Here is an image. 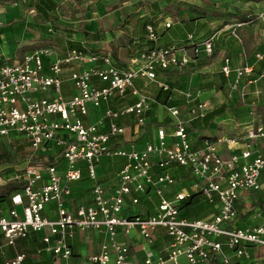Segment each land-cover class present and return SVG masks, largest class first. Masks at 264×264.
Segmentation results:
<instances>
[{
    "label": "built area",
    "instance_id": "2783aa9c",
    "mask_svg": "<svg viewBox=\"0 0 264 264\" xmlns=\"http://www.w3.org/2000/svg\"><path fill=\"white\" fill-rule=\"evenodd\" d=\"M166 27L170 28L171 23ZM146 30L150 45L140 52L138 59L143 64L138 67L120 68L111 55L93 53L84 44L70 47L64 55L49 48L39 49L14 63L0 64V140L11 144L17 136L25 135L31 148V155L10 179L24 182L25 187L12 197L14 208L0 217V231L6 246L15 247L31 234L47 231L43 238L45 246L40 252L51 253L55 264H71L73 249L69 239L76 232L96 230L103 232L107 239L100 252L89 257L91 263L135 264L129 260V246L118 241V232L123 230L129 235L137 228L150 243L154 232L163 229L172 243L167 258L147 259L144 264L169 261L179 264L181 257L190 264L213 259L220 264H240L232 259L251 260L252 248H264V220L244 228L233 225L238 218L237 204L242 194L262 188L264 154L257 153L252 143L264 139V123L248 128L242 136L225 139L230 144L239 140L247 142L245 150L228 159L221 157L218 143L209 139L201 149L194 150L189 128L180 122V111L176 108H168L171 116L178 119L175 129L169 132L168 128L159 127L157 139L143 149L111 146L112 139L126 134L119 123L122 118L134 116L139 126L147 123L151 100L136 86L137 80L155 81L158 69L183 68L193 62V57H211L214 52V34L201 42L189 36L191 57L179 56L176 47H158L160 36L153 24L146 25ZM47 57L52 59L46 65ZM263 57L264 53L256 55L259 61ZM224 60L221 72L229 77L233 72L231 60L230 57ZM68 69L75 94L66 98L63 77ZM253 74V66L248 64L237 69L234 87H241L245 75L254 76L251 80L254 82L264 79V72ZM161 88L170 89L164 84ZM128 91L139 98L136 103L115 109L108 106L95 123L86 124L85 117L91 108L101 109L116 97L125 99ZM204 107V103H199L191 108V117L204 116ZM43 148L54 152V164L37 162ZM116 157L125 160L118 173L117 187L110 190L97 184L91 203L79 205L74 211L67 209L71 183L82 180L84 169L89 179L96 181L103 158ZM176 166L189 168L195 177L192 193L201 194L209 204L218 207L213 220L185 217L180 207L192 193L165 197L164 191L176 184L168 169ZM150 189L160 197L156 212L147 217L125 216L127 196L135 193L132 206L138 205ZM52 203L56 204L58 218L50 220L44 211ZM225 248L232 252V257L225 253ZM25 258L20 253L4 264H23Z\"/></svg>",
    "mask_w": 264,
    "mask_h": 264
},
{
    "label": "crops",
    "instance_id": "0c3cea01",
    "mask_svg": "<svg viewBox=\"0 0 264 264\" xmlns=\"http://www.w3.org/2000/svg\"><path fill=\"white\" fill-rule=\"evenodd\" d=\"M141 1L135 3L131 9L129 8L130 2L127 4L126 0H56V7L48 9V14L58 19L56 25L48 23L49 31L61 35L67 33L74 37L72 43L65 47L64 52L53 50L64 55L72 45L84 44L93 53H103L104 51L103 54L111 55L115 64L120 68H127L130 65L138 67L143 64L138 56L147 47L148 33L145 25L149 22L153 23L159 33L160 39L157 46L160 48L176 47L179 56L187 54L193 57L192 46L186 42L189 36H193L198 42L210 38L213 34L216 36L215 48L211 57L205 55L193 57L192 63L179 69L176 67L167 70L158 69L155 81L145 78L136 81V86L151 100L150 109L146 114L147 123L144 126H139L136 124L134 116L122 118L119 123L126 129V134L112 139L111 146L115 149L118 147L127 150L143 149L147 143L157 139L159 127H166L169 132L175 129L178 119L171 116L168 108H176L180 111V122H184L189 128L194 150L201 149L204 145L203 142L209 139L218 143L220 155L224 159H228L232 154L241 153L245 150L247 142L239 140L238 143L230 144L225 139L231 140L242 136L248 128L264 123V79L254 82L251 81L254 76L245 75L241 87H234L237 69L248 64L253 66V75L257 76L264 72V57L261 61L256 59L258 53H264V1ZM121 2L123 3L121 4ZM43 4H45L43 0H0V64L9 60L14 63L31 51L45 49H37L31 45V47L25 46L24 51L19 49L21 51L19 53V42L17 44L14 37L16 23H24L30 16H35L34 18H37L38 21L39 16H37V10L35 11L34 7ZM32 20L35 19L32 18ZM170 22H172L171 27L167 28L166 24ZM25 23L27 26L32 21ZM35 25L33 23L34 28ZM238 25L242 26L238 27ZM234 33L241 39L240 45L233 43L231 35ZM228 57H230L233 72L229 77H225L221 69L224 59ZM50 59L52 58L47 57L46 65ZM69 74L70 69L65 72L63 77V96L67 98L75 94L74 87L68 79ZM163 84L168 85L170 89L163 90L161 88ZM165 93H168L169 96L166 102L162 103L158 98L160 94L164 95ZM138 100L137 96H133L131 91H128L125 99L116 97L109 103L103 104L101 109L91 108L89 115L85 117V122L86 124L95 123L102 116L104 108L108 106L115 109L134 104ZM199 103H204L205 115L192 118L189 110ZM222 107L227 110L226 113L217 116L206 125L204 120L207 115ZM18 139L17 136L14 141ZM23 140L28 144L31 152L29 142L27 139ZM0 141L5 143V148L0 149V155L3 152H10L13 158V152L6 148L8 143L4 140ZM252 145L257 153L264 154V139L254 140ZM28 156L29 154L22 159V162L17 161L15 164L12 162L14 167L9 173L4 171L5 167L0 168V191L9 183L12 174L18 170ZM39 159L43 163H48L50 160H56V156L52 150L43 148ZM124 161L121 157L103 158L98 166L96 181L89 179L87 170L84 169L82 180L71 183V188L74 191L68 198L67 209L74 211L79 205L91 203L93 201L92 191L97 184H102L110 190L116 188L120 182L118 173L125 164ZM168 170L175 178L176 184L164 191L166 198H174L175 195L183 192L192 193V186L196 179L189 168L176 166ZM263 186L264 175L262 188ZM252 193H243L238 201V218L233 222L234 226L250 227L264 220V214L260 209L255 208V210L250 206V202L248 204L245 202ZM146 194L140 198V203L134 206H132V198L136 197V194L132 193L127 196L128 207L125 216L147 217L156 212L160 197L152 189L148 190ZM13 196L5 197L0 203V217L14 208ZM253 209L255 210L254 215L252 214ZM189 210H191L193 218L200 216V218L210 221L216 217L219 211L217 206L209 204L201 194L195 197ZM44 214L50 220L57 219L56 204L48 205ZM250 215H253V219L248 221ZM47 234V231L31 234L28 239L18 241L15 247H9L5 245L4 235L0 231V247L2 248L0 264H4L5 260L20 253L26 255L23 264H55L51 253L40 252L45 246L43 238ZM106 239L103 232L100 233L96 230H87L84 233L76 232L69 239V244L73 249L71 264H93L89 261V257L100 252L102 243ZM118 241L129 246V260L135 264H144L147 259L156 261L159 257L167 258L172 244L171 238L163 229L154 232L152 243L147 242L137 228L129 235L120 230ZM225 253L232 257V252L226 248ZM251 253V260L235 257L232 260L240 264H264V248H252ZM167 264H174V262L169 261ZM179 264L190 263L186 258L181 257ZM202 264L220 263L213 259Z\"/></svg>",
    "mask_w": 264,
    "mask_h": 264
},
{
    "label": "rangeland",
    "instance_id": "374dc122",
    "mask_svg": "<svg viewBox=\"0 0 264 264\" xmlns=\"http://www.w3.org/2000/svg\"><path fill=\"white\" fill-rule=\"evenodd\" d=\"M127 4L130 2V7L129 8H133L135 6V3H139L142 2L141 0H126ZM144 1V0H143ZM146 1V0H145ZM151 1V0H150ZM147 1V2H150ZM257 1V0H256ZM264 1V0H262ZM125 2V1H124ZM230 2V1H227ZM259 2V1H258ZM123 2H121L122 4ZM234 3V2H233ZM35 16H30V18H28L27 20L24 21V23L22 22H17L16 26L14 28V32H15V41L18 44L19 42V48L21 51H24L23 48L25 46H30L34 45L35 48L39 49V48H51V49H56L59 52H64V50L66 49L65 47L70 45L72 43V40H74V37H72V35L64 33L63 35L61 34H56L54 32L49 31L50 25L46 24V25H39L37 23V18H34ZM35 19V20H32ZM123 18V17H122ZM30 22L32 21V23L27 24L25 22ZM33 23L36 24L35 28L33 27ZM172 23V22H170ZM233 31V29H232ZM5 35V34H3ZM232 41L233 43H237L238 45H240V38L237 36L236 33L231 35ZM0 42H1V38H0ZM16 47V46H15ZM12 49L14 50V47H12ZM18 51L19 53H21V51ZM104 53V51H103ZM19 56L21 54H18ZM3 62H7V61H3ZM9 63H11V61H8ZM43 96V95H41ZM67 98V97H66ZM18 140L17 141H13V143L11 144H6V148L11 150L13 152V158H12V162L15 164L17 163V161H21L24 157H26L28 154L31 155V152L28 148V144L24 143L26 139L25 135H20L18 136ZM5 143L3 141H0V149H4L5 148ZM40 161V159H37V162ZM72 192L74 191L73 188ZM245 202H247V204L250 202V206H252V208H257L260 209L262 211V213L264 214V186L261 190H259L258 192H253L251 196H249V199L245 200ZM253 209V215L255 214V210ZM259 210V211H260ZM253 215H250V217L247 219L248 221L252 218ZM264 255V254H263ZM264 257V256H263Z\"/></svg>",
    "mask_w": 264,
    "mask_h": 264
},
{
    "label": "trees",
    "instance_id": "16d2710c",
    "mask_svg": "<svg viewBox=\"0 0 264 264\" xmlns=\"http://www.w3.org/2000/svg\"><path fill=\"white\" fill-rule=\"evenodd\" d=\"M59 1V0H57ZM43 2L45 4L43 5H39V7H34L35 11L37 10V16H39V20L37 21L39 24L42 25H46L48 23H52V24H57L58 19L55 18L54 16H50L48 14V9H54V7H56L57 2L56 0H43ZM44 6V7H43ZM45 8V9H44ZM207 14V13H205ZM128 19V18H126ZM148 24H153V23H147ZM146 25H145V29H146ZM148 33V32H147ZM148 37V35H147ZM186 42H188V38L186 39ZM147 46L150 45L148 38H147ZM79 45H72L71 47H78ZM50 49V48H49ZM168 93H165L164 95L160 94V97L158 98L162 103L166 102V99L168 98ZM163 99V100H161ZM226 109L224 107L215 110L213 113H211L210 115H207V117L204 120V123L207 125L208 123L212 122L214 120V118H216L217 116L223 115L224 113H226ZM55 162L53 160H50V162H48V164H54ZM1 167H5L4 171H6L7 173L12 171V168L14 167L13 163H12V156L10 154V152H3L0 155V168ZM25 187V183L24 182H14V181H9V183H7L4 187H2L1 191H0V203H2L3 199L7 196H13L16 195L20 192L23 191V188ZM196 196H200V195H193L190 198L186 199L183 201V204L180 207V210L183 211V213L185 211H187L188 213L185 214V217L189 218V219H194L197 220L200 218V216H198V218H193L192 214L190 213L191 210V206L193 203V200L195 199Z\"/></svg>",
    "mask_w": 264,
    "mask_h": 264
}]
</instances>
